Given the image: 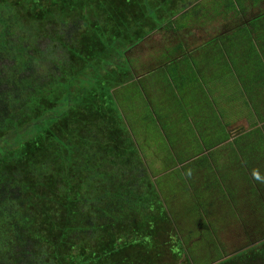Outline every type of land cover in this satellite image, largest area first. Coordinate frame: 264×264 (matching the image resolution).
Segmentation results:
<instances>
[{
	"label": "trees",
	"instance_id": "obj_1",
	"mask_svg": "<svg viewBox=\"0 0 264 264\" xmlns=\"http://www.w3.org/2000/svg\"><path fill=\"white\" fill-rule=\"evenodd\" d=\"M249 2L0 0V264H264V242L207 261L215 248L200 242L215 245L225 228L195 206L212 197L240 205L209 164L197 173L207 157L186 159L201 148L193 137L210 149L234 113L264 122L263 13L230 26L214 47L221 71L203 70L212 94L200 111L180 109L178 90L201 69L179 64L159 75L175 66L180 45L149 54L173 57L167 67L135 53L154 34L248 17ZM147 134L164 137L158 152L141 143ZM252 134L264 145L262 129ZM253 194L245 204L263 206ZM182 210L193 214L188 224ZM230 211L248 227L246 211ZM204 248L206 258L197 255Z\"/></svg>",
	"mask_w": 264,
	"mask_h": 264
},
{
	"label": "crops",
	"instance_id": "obj_2",
	"mask_svg": "<svg viewBox=\"0 0 264 264\" xmlns=\"http://www.w3.org/2000/svg\"><path fill=\"white\" fill-rule=\"evenodd\" d=\"M262 5L261 10L257 12L255 4L249 2V14L248 17H241V18H233V22L227 24V22L220 21L221 19H218L214 22H208V25L204 26H198L197 28H193L190 30L183 29L181 31V34L174 35L175 37L168 36L167 39H165L163 36V43L155 44L152 42V39H155L157 36H160L158 34H154L153 36H149L136 50V56L138 55H152V53H157L156 59L158 57H161L162 53H168V48L172 49L173 46L177 47L180 45L182 49L177 52L179 58H177V62H180L181 66L185 69L187 66L197 67L201 69V71L198 72L197 75H194L192 73V79L194 82H196V79L199 81H202L203 77L209 78V76L204 72L206 68L209 67H216L218 70V73H220V65L222 63V60H220L219 57L214 56L213 54L215 51L211 48L210 52L205 53L204 46L208 43H211L214 47L221 42V38L223 36H228L232 33V27L238 23L239 21H243V23L249 24L252 19H258L259 15H264V1L260 3ZM252 14L254 16H252ZM257 15V16H256ZM253 17V18H252ZM214 19V16H213ZM264 20V16L262 18ZM205 22V20H204ZM218 25V27L222 26V29L220 32L209 33V26ZM231 26V28H230ZM229 29H228V28ZM208 28V30H207ZM219 29V28H218ZM203 32L205 34L204 39H199L197 42L195 41H189L187 39V34L191 35L195 32ZM198 34V33H197ZM263 34V33H262ZM264 36V34H263ZM215 44H213V43ZM264 45V41L261 42ZM148 45V49L143 51L142 49L145 48V46ZM161 45V46H157ZM146 57H141L142 62L145 60ZM173 61V57L170 60H166V62H159L156 60V64H163L166 67L170 65ZM264 61V57H263ZM156 64H151L152 67H155ZM204 70V71H203ZM185 79V77L182 75V80ZM207 80V79H206ZM264 80V79H263ZM185 83L184 81H182ZM210 82V81H209ZM260 128L262 129L264 133V122H259L257 126H253L251 121L245 116L240 117L236 113L231 116V124L226 128V131L224 134H222L221 139H216L215 144L213 147H210V149L207 148V145L211 144H205L200 135H198V138L193 137V143L196 144L197 140L199 141V146L201 147L199 152L190 158L186 159H203V157H207V161H203V166L197 171L199 174H204L209 172L208 164L213 168V174L217 175L219 178H222L224 176L228 179V188L231 190L232 185L235 186V188L238 190V193L241 192V195L243 197H251L254 195L253 193L256 191L257 195L260 197H263L264 199V185L261 186L260 183H258V179H264V152L258 151L257 149L264 147V145H259L260 137L257 134H252L255 132V129ZM264 137V136H263ZM216 138V137H215ZM214 138V139H215ZM192 142V141H190ZM213 144V143H212ZM189 145V144H187ZM185 140L181 143L180 147L185 148ZM211 153H214L213 156H211ZM173 159H179L178 156L172 155ZM167 159V158H166ZM192 161V160H190ZM207 163V164H206ZM182 166H178V168H181ZM211 172V171H210ZM224 189L227 188L226 186L223 187ZM230 192V191H229ZM218 196H222L223 194L221 192L216 191ZM232 193V191H231ZM230 194H227V197H229ZM216 202V201H215ZM224 202V201H223ZM227 203L226 207H230L229 200H226ZM214 203V202H213ZM253 203V202H252ZM249 204V203H248ZM242 207H237L236 209L240 208L243 211H246V207H250L252 209V204H241ZM211 210H213L211 208ZM218 210V209H216ZM230 210V209H227ZM233 210V209H231ZM214 211V210H213ZM248 213V212H247ZM217 219V217H216ZM222 222V221H221ZM219 222V225L221 227H225V224H222Z\"/></svg>",
	"mask_w": 264,
	"mask_h": 264
},
{
	"label": "rangeland",
	"instance_id": "obj_3",
	"mask_svg": "<svg viewBox=\"0 0 264 264\" xmlns=\"http://www.w3.org/2000/svg\"><path fill=\"white\" fill-rule=\"evenodd\" d=\"M263 1L264 0H254L255 3H253V4H255V7H256L255 11L256 12H257V9H258V11L261 10L262 5H260V3H262ZM211 9H213V8H211ZM212 12H214V11L212 10ZM248 13H251V12H248ZM232 15H234V14L231 13L230 16H232ZM252 16H254V15L252 14ZM254 20H257V19H252L251 21H254ZM221 29H222V26L218 27V25H215V27H213V25H210L209 26V30H210L209 33L215 34V32L216 33L220 32ZM207 30H208V28H207ZM171 37H175L174 34H171ZM204 37H205V34H203V32H197L196 31L195 33H193L191 35L187 34V39L189 41L197 42L198 38L199 39H204ZM152 42L155 43V44L163 43V38L161 36H157L155 39H152ZM157 46H161V45H157ZM210 47H212V49L214 50V46L211 43H208V44H206L204 46V48L206 49L205 53H207V50H208V52H210V50H211ZM147 49H148V45L145 46V48H143L142 50L145 51ZM145 63H147V65H151V64L154 65V64H156V61H155V59L153 57L148 55V56H146V58L144 60V64ZM179 64H180V62H177L175 64V66H172V67L168 68L166 71H159L160 72L159 75L161 77L163 76V78H165V76L169 75V74L170 75H174V73L177 71V67L179 66ZM152 80L155 81V83H160L161 82V80L157 79L155 77V75L152 76ZM184 82H185V86L182 87V85H180V89L178 90L179 91L178 94H180V97H182V99H184L183 102L178 100L179 108L182 109V110L186 109L187 111H190V112H192V111H200L201 108L205 105V102L203 100V96L205 94H207L208 92L212 94V92L205 90L206 92L204 93V88H203V84H202L203 82L202 81H199V83H196L193 80L189 79V77H188V78H186L184 80ZM208 104L210 106H213V102L212 101H209ZM165 130L167 131L168 129H165ZM180 132L183 133L184 130L180 131ZM149 135L150 134H147L141 140V143L145 147H151V148L155 149L158 152V150H160L159 148H161V143H165V142H163L164 137H162V138H153L151 136V135H153V133H151L150 136ZM139 145H140V143H139ZM140 147H142V146H140ZM185 173H188V171L187 172L185 171ZM212 178H213V176L211 175L210 179H212ZM231 191L234 194L237 195V197H238V205H240L239 207L241 208L242 207L241 204H245V199H243L241 197V192L238 193V190L233 185L231 187ZM212 200H213V202H215V201L219 200V198L216 197V199H215V198L212 197ZM178 203L180 204L181 201H179ZM178 203L176 202V205H175V206H178L177 208H179V204ZM195 204L197 205V200H195ZM254 204L255 205H253V212H254L253 213V217H251V219H250V216H246V218H245V220H247V222H251L252 223L251 227H245V226L241 227V223L240 224L239 223H235L234 221H230V220L227 221L226 222L227 227H225V229H223L221 227L224 230V232L220 233V244H219V246L210 245L211 243H208V242H200V244H207L208 249H210V247H214V248L218 247V251H219L218 253L216 251H212L210 253V255L213 258H210V257L206 258V255L208 254V252L210 250H208L207 248L201 249L202 253H203V256H204L203 258H206L207 261L208 260L210 261L211 259H215L216 260L217 258L224 256L222 251L224 252V254H232V253H235L237 250L242 249L243 247H245L247 245V244H244V241H245V237H247L246 233H247V231L250 228L253 229V231H252L253 235H256V236L260 235L264 231V206L258 205L257 203H254ZM195 207H198V206H195ZM181 212H183L181 214V219H180L181 222H183L185 224H188L186 217H189V218H191L190 220H193V214H188L189 213L188 210H182ZM191 213H193V212H191ZM246 213L247 214H249V213L252 214V209L250 207H248V208L246 207ZM244 235H245V237H244ZM197 243H199V242H197ZM215 244H217V243H215ZM192 245H194V243ZM219 248H222V250L219 249ZM194 249H196V248H191L192 251ZM197 252H199V251H197ZM206 259H203V260L205 261ZM211 261H213V260H211ZM219 262H221V261H219ZM219 262L215 261L214 264H219Z\"/></svg>",
	"mask_w": 264,
	"mask_h": 264
},
{
	"label": "flooded vegetation",
	"instance_id": "obj_4",
	"mask_svg": "<svg viewBox=\"0 0 264 264\" xmlns=\"http://www.w3.org/2000/svg\"><path fill=\"white\" fill-rule=\"evenodd\" d=\"M257 16V15H256ZM253 18V17H252ZM207 173H209V172H207ZM206 173H204L203 175H205ZM208 175H211V173L210 174H208ZM219 192V191H218ZM242 198H243V196H241ZM250 196H248V201L250 200ZM260 200L263 202V206H264V199H263V197H260ZM223 201H225V200H223L222 198H220L219 200H217L216 202H214L212 205H211V203L209 202V200H207V201H205L204 200V202H203V204H198L197 206L199 207L198 209H199V212H201V213H203L204 212V210L205 209H207V210H211V208L214 210V212H216L218 215H217V219H216V221L219 223V222H221L222 224H225L226 225V222H225V220H229L230 218H231V216H229V212H231L230 210L231 209H233V211L234 210H237L236 209V206H235V204L233 203V202H231L230 203V207L229 208H227L226 207V204L223 202ZM209 202V203H208ZM216 209H218V210H216ZM227 209H230V210H227ZM235 212V211H234ZM253 204H252V214L251 213H249V214H247L246 216H250V219H251V217H253ZM234 214V213H233ZM245 216V217H246ZM241 223V222H240ZM251 225H252V223L251 222H248V227H251ZM245 226V225H244ZM225 227H227V225L225 226ZM225 227H223V228H225ZM253 229L252 228H250L248 231H247V233H246V235H247V237H245V235H244V237H245V241H244V244H247L245 247H243L242 249H240V250H237L235 253H232V254H230V255H228L227 257H224L223 259H227V258H229V257H231V255H234V254H238L239 252H242V251H245V250H247V249H249V248H253V247H255V246H258V245H260V244H262L263 242H264V231L260 234V235H253ZM243 233V232H242ZM215 243H217V244H215V245H217V246H219V244H220V234L218 235V237H216V240H215ZM219 249H221L222 250V248H219ZM212 251H216L217 253L219 252L218 251V247H216L214 250H212ZM211 251V252H212ZM201 252V253H200ZM210 252V253H211ZM209 253V254H210ZM222 253H223V255H226V254H224V252L222 251ZM197 255L198 256H201V257H204L203 256V253H202V250L200 249L199 250V252H197ZM208 255V254H207ZM207 255H206V257H207ZM210 258H213V257H211V255H210ZM211 260H215V259H211ZM219 262V261H218ZM211 264H214V262L213 263H211Z\"/></svg>",
	"mask_w": 264,
	"mask_h": 264
}]
</instances>
